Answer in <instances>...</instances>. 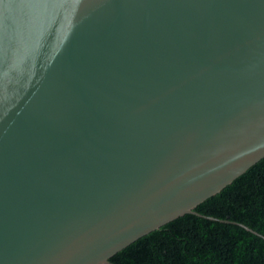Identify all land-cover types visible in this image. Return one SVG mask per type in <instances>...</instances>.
<instances>
[{
    "label": "water",
    "instance_id": "water-1",
    "mask_svg": "<svg viewBox=\"0 0 264 264\" xmlns=\"http://www.w3.org/2000/svg\"><path fill=\"white\" fill-rule=\"evenodd\" d=\"M262 158L264 0H0V264L227 223L195 209Z\"/></svg>",
    "mask_w": 264,
    "mask_h": 264
},
{
    "label": "trees",
    "instance_id": "trees-1",
    "mask_svg": "<svg viewBox=\"0 0 264 264\" xmlns=\"http://www.w3.org/2000/svg\"><path fill=\"white\" fill-rule=\"evenodd\" d=\"M139 238L110 259L112 264H264V158L218 194ZM235 223V224H233Z\"/></svg>",
    "mask_w": 264,
    "mask_h": 264
}]
</instances>
